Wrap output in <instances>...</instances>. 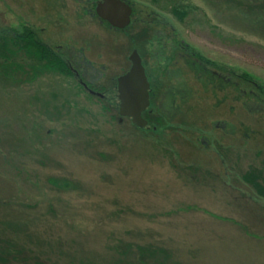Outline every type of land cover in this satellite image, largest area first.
<instances>
[{
	"label": "rangeland",
	"instance_id": "obj_1",
	"mask_svg": "<svg viewBox=\"0 0 264 264\" xmlns=\"http://www.w3.org/2000/svg\"><path fill=\"white\" fill-rule=\"evenodd\" d=\"M127 1L143 23L135 33H150L146 49L135 43L150 86L163 87L159 98L171 86L174 96L156 102L170 118L159 129L118 120L116 81L132 44L98 24L90 1L0 0V31L30 28L48 48L73 46L105 67L102 100L27 62L25 72L0 74V229L15 212L32 220L48 245L31 247L29 264H103L118 242L165 248L170 264H264V198L243 179L264 166V110L209 85L175 50L180 42L264 84L261 0ZM182 2L198 12L180 22L170 10ZM51 181L69 187L56 191ZM11 234L0 230L22 248Z\"/></svg>",
	"mask_w": 264,
	"mask_h": 264
},
{
	"label": "trees",
	"instance_id": "obj_2",
	"mask_svg": "<svg viewBox=\"0 0 264 264\" xmlns=\"http://www.w3.org/2000/svg\"><path fill=\"white\" fill-rule=\"evenodd\" d=\"M152 3H156L159 0H150ZM131 3V2H130ZM131 5L134 4L131 3ZM256 9H258L260 12L264 13V0H261V5L257 6ZM134 18L130 22L131 24L124 29V31H118V33L121 34H127L130 39V42L132 44L131 50L138 49V45L135 44L137 41H139V44L142 45V47L149 46L150 43V37H149V30H137L138 33H135L134 29L136 25H139L138 22H141L140 17H137V12L135 11L134 7ZM173 17L183 22L184 18L187 17L190 13H196L198 12V9H196L193 6L186 5L185 3H178L175 6H173L170 10ZM142 23V22H141ZM143 24V23H142ZM146 24V23H145ZM147 25V24H146ZM148 26V25H147ZM149 27V26H148ZM6 32V33H5ZM130 32V34H128ZM136 35H135V34ZM135 35V36H134ZM153 40V39H152ZM134 45V47H133ZM137 46V47H136ZM182 50L181 53H184V56L181 58L182 63H185V65L192 70L193 73H199V75L203 74L208 80L207 83L209 85L214 83L215 87L223 88H234L236 92L238 91V95L240 96V99L243 100L246 98V103H252L258 105V107H261L264 110V84L260 82L256 77H253L247 72H233V70H228L225 68H220L216 63L210 62L206 59H204L201 55L191 51L190 49H187L186 45H183L182 43H178L176 45L175 50ZM140 50V49H139ZM66 55L62 51L60 52L59 49H52L48 48L44 43H42L38 38L36 37L35 32L30 28L25 27H18L17 30H11V31H0V74L3 76V78L7 79L9 78L11 73H19V72H25L22 69L23 64L26 62L28 64H25L26 67L32 68V70L40 71L42 72H55L59 76H65V77H72L70 70L67 69L66 65L64 64V60ZM156 63H159L158 61ZM158 65V64H155ZM24 66V67H25ZM203 67L210 68L218 72L221 77L224 78V80L219 81L216 80L213 76L206 75L203 73ZM196 73V74H197ZM198 75V74H197ZM230 75L234 76L237 80L236 84L228 82L230 80ZM229 76V77H228ZM214 80V81H212ZM23 81V80H22ZM217 83V84H216ZM247 84V86L251 89L248 93L246 92H239L240 85ZM151 90L149 92L150 97V108L149 111L145 113L144 118L148 121V127L144 128L145 130H150V126H153V128L159 129L160 126L165 125L162 121V118L168 121V114L166 112L164 113L160 105L158 104L157 107V100L159 98L160 90H162V87L160 89H157L155 84L153 82L151 83ZM154 86V87H153ZM79 88H81L79 86ZM82 89V88H81ZM157 90V93H156ZM104 91V88L103 90ZM213 92L219 91L217 88L215 90H212ZM171 91H165L162 94L163 97L160 96V100H164V102H169V104H172L174 100V96ZM174 92V91H172ZM247 94V95H246ZM91 96V95H89ZM92 97V96H91ZM98 100L97 97H95ZM94 98V99H95ZM166 98V99H165ZM168 104V105H169ZM121 123V122H120ZM254 172H249L248 174L243 175V179H245L246 183H249V185L252 186V188L255 189V192L257 196L260 198H264V166L260 168V170H252ZM58 181L49 182V184L56 189V191H66L69 186L63 183H57ZM56 185V187L54 186ZM62 191V192H63ZM6 207H8V203H4ZM0 205H2V201H0ZM4 207V208H6ZM15 210V209H13ZM12 210V211H13ZM16 212L13 213V215L6 217L5 219L9 218V220H5L4 223H2V229L1 232L5 234V232L12 233L9 237L12 238L11 242L16 243V239H22L23 240V246L18 247L16 244H11L8 241L2 240V237L0 236V264H29L28 262L31 260V258L27 257V255L33 254V251L31 247L38 248L39 246H45L48 245L47 240H44L43 237H40V233L36 232L32 226L33 222L29 219V217L26 216H19L16 217ZM6 224V226H5ZM15 236V237H14ZM21 237V238H20ZM119 245L114 247L115 255L110 258V260H105L106 263L103 264H170L172 263V256L170 252L157 245L152 244H144L143 246L134 244H125L124 242H118ZM29 250L26 251L25 247ZM54 246V245H53ZM58 247V246H57ZM73 261V260H72ZM101 259H96L92 257V260H88L89 264H101ZM86 262H81V264H88ZM39 264H41L39 262ZM79 264V263H78Z\"/></svg>",
	"mask_w": 264,
	"mask_h": 264
},
{
	"label": "water",
	"instance_id": "obj_3",
	"mask_svg": "<svg viewBox=\"0 0 264 264\" xmlns=\"http://www.w3.org/2000/svg\"><path fill=\"white\" fill-rule=\"evenodd\" d=\"M95 14L112 28L124 30L130 25L131 8L121 0H99ZM130 69L116 81L117 98L119 100L120 118L131 119L136 128H145L147 121L142 114L149 108V82L141 65L140 56L132 52L129 57Z\"/></svg>",
	"mask_w": 264,
	"mask_h": 264
},
{
	"label": "flooded vegetation",
	"instance_id": "obj_4",
	"mask_svg": "<svg viewBox=\"0 0 264 264\" xmlns=\"http://www.w3.org/2000/svg\"><path fill=\"white\" fill-rule=\"evenodd\" d=\"M98 1L99 0H88V2L91 5V11H89L91 16L97 19V22L99 25H103L112 31H115V32L124 31V30H118V29L112 28L105 21H103V20L101 21L97 17V15L95 14V7H96V4ZM121 1L126 2L129 5V7L131 8L132 14H131L130 19L132 21V19L134 18V15H135L133 5H131V3L128 2L127 0H121ZM56 48L59 49L60 52L62 51L63 53H65L66 59L64 60V64L66 65L67 69L70 70L72 77L74 79H76L79 86L83 90H85L89 95H91L92 97H94V98L97 97L99 99H103L104 98V91H102L103 88L99 87V83H101L102 80L104 79L103 77L105 75V67L94 66L92 62H90L86 59V57L84 56L83 50H77L73 46H69V47H68V45L64 46V47L63 46H61V47L57 46ZM132 52H137V54L140 56L141 65H143L144 70H145V76H147L145 61L143 60L145 58L144 54H141V52H139V50L136 49V50H132L129 53V57H130V54ZM129 57H128V62H129ZM129 66H130V62H129ZM130 67H129V69H130ZM203 69H204L203 73H205L206 75L213 76L216 80H219V81L224 80V78L221 77V75L218 72H216L215 70H213V69L210 70L208 68L206 69L205 67H203ZM124 74H122V75H124ZM149 86H150V83H149ZM170 88H171V86H169L168 89H165V91H170L171 90ZM162 89H163V87H162ZM150 90H151V86H150ZM164 95H166V94L164 93ZM149 108H150V105H149ZM148 111H149V109L146 112H148ZM145 113L143 114V118H144ZM144 119L146 120V118H144ZM120 122L121 123L123 122V118L120 120ZM147 123H148V121H147ZM147 127H148V124H147Z\"/></svg>",
	"mask_w": 264,
	"mask_h": 264
}]
</instances>
